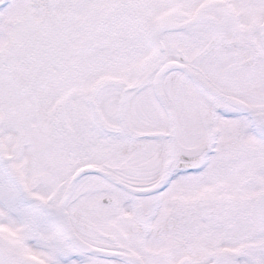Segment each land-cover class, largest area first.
<instances>
[{
  "label": "snow or ice",
  "instance_id": "snow-or-ice-1",
  "mask_svg": "<svg viewBox=\"0 0 264 264\" xmlns=\"http://www.w3.org/2000/svg\"><path fill=\"white\" fill-rule=\"evenodd\" d=\"M0 264H264V0H0Z\"/></svg>",
  "mask_w": 264,
  "mask_h": 264
}]
</instances>
